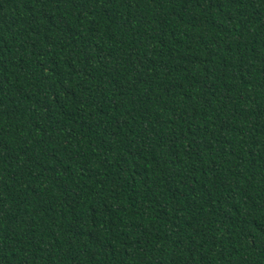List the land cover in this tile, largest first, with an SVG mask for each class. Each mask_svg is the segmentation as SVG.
I'll return each instance as SVG.
<instances>
[{
	"label": "trees",
	"instance_id": "16d2710c",
	"mask_svg": "<svg viewBox=\"0 0 264 264\" xmlns=\"http://www.w3.org/2000/svg\"><path fill=\"white\" fill-rule=\"evenodd\" d=\"M0 264H264V0H0Z\"/></svg>",
	"mask_w": 264,
	"mask_h": 264
}]
</instances>
